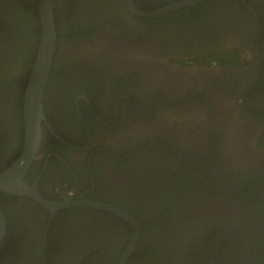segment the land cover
<instances>
[{
  "label": "flooded vegetation",
  "instance_id": "1",
  "mask_svg": "<svg viewBox=\"0 0 264 264\" xmlns=\"http://www.w3.org/2000/svg\"><path fill=\"white\" fill-rule=\"evenodd\" d=\"M123 1L69 4L65 22L94 24L57 42L23 177L57 206L0 191V264H119L131 224L82 200L138 223L123 264H264V0H208L151 19ZM151 3L135 5L163 7ZM21 20L0 3V170L24 147L38 51L27 54Z\"/></svg>",
  "mask_w": 264,
  "mask_h": 264
},
{
  "label": "water",
  "instance_id": "2",
  "mask_svg": "<svg viewBox=\"0 0 264 264\" xmlns=\"http://www.w3.org/2000/svg\"><path fill=\"white\" fill-rule=\"evenodd\" d=\"M205 1L208 0H179L157 9L141 10L135 5L134 0H125L126 5L132 14L146 19L164 16ZM54 7V0L38 1L37 9L41 32L37 55L24 94V147L19 157L10 166L0 170L1 192L9 195H28L40 204L50 208L57 206V204H52V202L42 198V196H40V194L34 189V186L28 187L23 181V177L38 151L41 132L40 122L42 119H45L42 104L43 90L49 77L57 45V27L55 23ZM74 204L111 211L129 221L133 228V236L127 250L119 262V264H123L138 243L140 227L136 220L128 213L106 203L94 200H82L76 201ZM58 205L62 206L63 204ZM6 229V218L0 207V243L3 241Z\"/></svg>",
  "mask_w": 264,
  "mask_h": 264
},
{
  "label": "trees",
  "instance_id": "3",
  "mask_svg": "<svg viewBox=\"0 0 264 264\" xmlns=\"http://www.w3.org/2000/svg\"><path fill=\"white\" fill-rule=\"evenodd\" d=\"M38 1L39 0H0V3H4V2L8 3V6L11 8V10L17 12L22 17L23 21L21 20V24L27 23V30H26L27 54L30 56L35 55L36 53L35 50H37L39 39H40L39 16H38V11H37ZM71 1L72 0H54V3H55L54 15H55V23L57 27L58 44H61L63 40L64 42L68 41L67 39H70L72 36H75L76 31L73 30V28L77 26L78 24L79 26L83 25L82 26L83 28L85 26H88V29H90L94 24V20H91L92 18L90 17H88V19L90 20L87 23H84L81 20L78 23L77 19L74 17L70 18L68 22H65L64 18L68 14L67 9ZM175 1L177 0H152L151 4L153 6L148 7L147 9H152V8H156L159 6H165ZM158 2H161V3H158ZM25 3H27V6L25 5ZM135 3L139 8H141L138 4V0H135ZM121 4L125 10L123 0H121ZM187 8L181 9L179 11L190 10ZM56 56L57 55L55 54V58ZM262 211L263 212L260 215L262 227L259 226V230H260V235H262L261 240H263L260 251L264 254V209Z\"/></svg>",
  "mask_w": 264,
  "mask_h": 264
},
{
  "label": "rangeland",
  "instance_id": "4",
  "mask_svg": "<svg viewBox=\"0 0 264 264\" xmlns=\"http://www.w3.org/2000/svg\"><path fill=\"white\" fill-rule=\"evenodd\" d=\"M210 17H211V19H215L216 14H213V13H212V14L210 15ZM166 31H168V33L171 32V31H172V27H169Z\"/></svg>",
  "mask_w": 264,
  "mask_h": 264
}]
</instances>
